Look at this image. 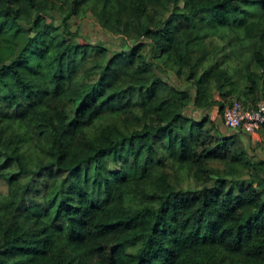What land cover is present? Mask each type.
<instances>
[{
  "label": "trees",
  "instance_id": "1",
  "mask_svg": "<svg viewBox=\"0 0 264 264\" xmlns=\"http://www.w3.org/2000/svg\"><path fill=\"white\" fill-rule=\"evenodd\" d=\"M179 2L0 0V264H264V159L185 113L264 100V0Z\"/></svg>",
  "mask_w": 264,
  "mask_h": 264
},
{
  "label": "rangeland",
  "instance_id": "2",
  "mask_svg": "<svg viewBox=\"0 0 264 264\" xmlns=\"http://www.w3.org/2000/svg\"><path fill=\"white\" fill-rule=\"evenodd\" d=\"M185 0H180L178 7L183 8ZM59 18H61V13L58 10H54ZM72 30L78 32L79 38L87 39L91 42L97 43L102 42L107 47L111 48V53L116 52L118 49H121L123 46V37L118 32L110 31L102 26L97 16H95L91 11H86L82 15H75L70 19ZM220 45H223V42H218ZM229 50V49H228ZM166 75V74H165ZM167 80L171 85H175L180 88H190L191 92H194V88L189 87L190 82L178 79L173 73H168ZM215 98L220 99V92H215ZM242 100L246 104H252V100H249L247 97H242ZM248 100V101H247ZM16 109L17 107H13ZM185 113L188 116L194 118H201L205 114H208L212 120L217 124L219 133L223 135H231L237 133L236 139L242 146L245 147V150L248 154L256 161L259 159H264V130H260L257 133H247L241 129H232L224 124L222 120V114L220 112L218 105H211L210 107L204 109L196 106L193 103H190L189 107L185 110ZM252 176L245 172L244 177L249 178ZM260 177H263V174H259Z\"/></svg>",
  "mask_w": 264,
  "mask_h": 264
},
{
  "label": "built area",
  "instance_id": "3",
  "mask_svg": "<svg viewBox=\"0 0 264 264\" xmlns=\"http://www.w3.org/2000/svg\"><path fill=\"white\" fill-rule=\"evenodd\" d=\"M222 120L232 129H241L247 133H256L264 125V100L253 105H245L234 99L222 110Z\"/></svg>",
  "mask_w": 264,
  "mask_h": 264
}]
</instances>
